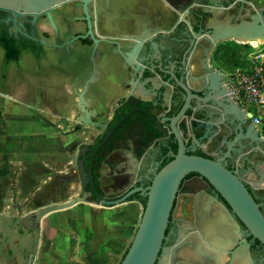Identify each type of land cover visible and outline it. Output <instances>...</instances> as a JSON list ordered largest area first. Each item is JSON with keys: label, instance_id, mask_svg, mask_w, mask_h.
<instances>
[{"label": "water", "instance_id": "1", "mask_svg": "<svg viewBox=\"0 0 264 264\" xmlns=\"http://www.w3.org/2000/svg\"><path fill=\"white\" fill-rule=\"evenodd\" d=\"M68 1L73 0H66L61 3L56 0H0V10L11 14L10 21L16 31H21L27 37L37 40L32 35L34 34L36 19L46 14L53 24L50 11ZM78 1L82 2L81 7L86 19L87 34L91 36L94 47H97L100 41L116 42L120 48L129 51L133 63L124 56L128 66L133 70L140 69L139 78L136 81L137 85H140L143 92H151L156 99L150 102L147 108L135 106L129 109L112 126L92 120L88 112L85 111L86 119H83L84 122L107 128L104 136L91 151L87 168L84 165L85 151L89 150L88 142H91L92 139L82 143L77 148L75 165L78 184L80 186L88 184L90 193L81 190V196L68 199L63 203H48L26 214L33 215L40 226L42 217L47 213L71 207L80 201L88 208L113 213L133 202V200H126L138 191L146 197V202L127 251L119 264H253L249 243L245 238H242L239 224L234 216L242 222L253 239H257L264 245V215L248 190L242 171H232L227 168L224 161L225 156L213 159L200 154L189 153L193 142L200 145L201 140L208 137L207 134L196 139L191 137L190 130L192 128H189V125L192 122L193 114L200 113L203 116V119L206 120L202 122L203 125L207 122L212 124L213 115L218 110L224 114H230V111L225 107L224 100H219L214 95L198 94L202 88L209 89L211 85L210 75L208 73L197 74L198 89H191L179 78L174 77L176 84L187 94L181 108L172 116H164V113L152 115L150 112V107L157 104L161 97L165 83L160 81L152 67H147L142 63L139 53L145 51L146 54H150L153 37L156 34L172 30L180 20L186 21L184 14L187 10L185 9L183 13L179 11L183 8L182 3L176 7L178 10L173 9L165 0ZM261 1L252 0V3L259 6ZM91 2L93 4L96 37L92 30L89 12ZM18 18L25 21L30 18V35L26 33ZM8 31L10 32L9 28ZM81 36L79 34L74 35L68 44L79 41ZM195 36L197 38L199 34L195 33ZM231 38L246 43L252 48L257 47L259 41L264 43V14L260 10L255 11L251 21L242 20L236 27H230L228 23L223 26L216 25L202 35L199 38L201 41H196L195 46L197 44L205 46V53L207 54L217 41ZM141 71H147L150 76L144 77ZM136 77L137 75L129 78L130 91L128 96L134 98H137L134 92L137 85L133 87ZM155 78L160 81V84L155 81ZM140 99L146 101L144 98ZM187 109L191 110L190 116L185 113ZM135 111L146 114L152 121V127L160 131L162 137L167 138L172 134L177 143V149L175 153H172V159L153 173L148 186L145 188L134 187L116 199L106 200L104 195L98 193L95 187L91 161L112 132ZM181 122L184 123V127H181ZM121 157L116 156L115 159ZM111 165L113 166L104 168V174L100 179L102 188L107 194L120 192L128 186L130 173L123 169L130 171L133 162L124 159L122 166L124 165L126 168H117L114 163ZM191 172L199 174L198 180H201L202 183L212 185L227 203L231 212L222 202L204 189L189 190L188 187L190 188L193 182L184 180V178ZM180 184L186 189L182 191L179 188ZM182 192L193 195V217L189 218L192 221V225L189 224L191 229L185 231L184 226L179 231L177 239L171 245L165 246L163 243L167 240L166 229L170 217L173 216L174 202L178 194ZM91 194L94 195V198ZM180 206L181 202L178 204L175 216H182ZM187 216L185 214L181 219ZM5 221H11V215L0 212V230ZM39 236L40 233L35 235L36 247L40 241ZM33 253H36V249Z\"/></svg>", "mask_w": 264, "mask_h": 264}, {"label": "flooded vegetation", "instance_id": "2", "mask_svg": "<svg viewBox=\"0 0 264 264\" xmlns=\"http://www.w3.org/2000/svg\"><path fill=\"white\" fill-rule=\"evenodd\" d=\"M56 1L61 3L66 0ZM165 1L171 8L176 10H178L176 7L182 3L183 8L179 11L183 13L185 9L187 10L184 14L186 21L180 20L172 30L156 34L152 39L153 45H151L150 54H146L145 51L139 53V58H141L142 63L147 67H152L160 81L165 83V87L162 88L161 97L158 99L157 104L150 107V112L152 115L162 113H164V116L174 115L181 108L184 99L187 97V94L176 84L174 77L179 78L189 88L198 89L199 84L198 81H196L198 77L197 74L208 73L211 77V85L209 89L202 88L201 91H198V94L201 95V93H204L205 96L214 95L217 99L224 100L225 107L230 111V114H224L221 110H218V112L213 115L214 121L212 124L207 122L204 125L202 122L206 120L203 119V116L200 113L193 114L192 122L189 125V128H192L190 130L191 137L196 139L204 134H207L208 137L202 139L200 145H196V143L193 142V145L190 146V151L192 152L199 149L203 156L213 159L225 156L224 161L227 168L232 171H242L246 186L264 215V120L260 124H254L252 122V113L250 111H244L228 95L224 76L225 70L220 68L212 59V52L218 41L207 54L205 53V46H201L200 44L195 46L196 41H201L199 38L216 25L223 26L228 23L230 27H236L242 20L251 21L255 11L260 10L264 14V0L261 1L259 6H255L252 0ZM81 4L82 2L73 0L53 8L58 14L64 15L54 18V23L57 24L58 27L64 28L66 29L65 31L69 32L68 35L64 34L66 39L70 34L81 30L83 28V21H85V33L76 34L82 35L79 37V40H89L92 44L94 42L91 36L87 34L86 19ZM79 9L82 14L80 17L77 16ZM92 9L93 5L91 2L89 12H91ZM92 19L94 21V16L92 18L91 15V21ZM38 23L52 24L48 21L46 14L41 16L40 22ZM52 27H54V34L46 37L48 39L57 38L56 29L53 24ZM195 33L199 34L197 38ZM224 41L238 42L233 38L223 40V42ZM73 43H71L70 46ZM112 46L118 45L116 42H112ZM112 50V47L100 41L93 53L95 63L93 78L97 89L102 94L101 101L99 102L100 105L98 106L99 108L103 107L108 102L114 91L117 90L119 78L125 75L123 69L124 60H121L120 56ZM118 50L121 52L122 57H126V53L124 55L120 47H118ZM125 62L127 64V61ZM137 71L138 75L134 81L133 87L137 85L136 81L139 78L140 69ZM141 72L144 77L150 76L147 71ZM62 76L63 75L52 77L54 80L57 78L55 84L60 83L58 79H61ZM116 79L118 80L116 81ZM155 81L160 84L158 79ZM201 82L203 83L202 80ZM203 84L205 85V83ZM3 86L1 85L0 88ZM134 92L137 98L132 97L133 107L147 108L148 104L156 99L151 92H143L140 85L134 88ZM192 93H194L193 90ZM130 97L131 96H127L119 99V102L113 107L111 115L105 124L109 125L111 118L115 114V107L120 104V102ZM140 98H144L146 101ZM141 101L146 102V104L141 105ZM191 102H193V99H191ZM185 113L187 116H190L191 110L187 109ZM120 125L117 128V134L112 136L115 129L106 143L98 149L91 161V172L95 167V163H99L96 180L101 189L100 194L104 195L106 200L116 199L134 187L141 186L145 188L150 184L153 173L162 166L165 157L172 156L171 150H168L166 153L164 152V147L168 146L172 134L164 138L160 132L161 134L159 136L152 137L149 129L145 128L139 122H134L132 125ZM181 127H184V123L182 124V122ZM106 130L107 128H102V133H97L94 139L88 142L89 150L85 151L86 157L84 159L86 168L91 151L99 143L101 139L97 141L98 138L102 135L104 136ZM116 156L122 157L115 159ZM124 159L133 162V167L130 171H128V169H123L125 172L130 173L129 184L120 192L107 194L102 188L100 181L101 176L104 174V168L113 166L111 165L112 163H114L117 168H126L124 165L122 166ZM198 176L199 174L197 173L185 176L184 180L193 182L192 186L190 188L188 187V189L193 191L204 189L222 202L231 212L227 203L212 185L202 183L201 180H198ZM92 177L94 181L93 172ZM81 188L82 192L87 191L90 193L88 184L81 186ZM179 188L182 191L186 189L182 184H180ZM136 193L145 197L138 191L134 192L130 197L135 196ZM91 196L94 198V195L91 194ZM132 200L138 202L136 199H127L126 201ZM179 202H181L180 207L182 209V216H175V211L178 208ZM192 213L193 195L183 192L178 194L172 209L173 216L170 217L166 229L167 240L163 243L165 246L171 245L177 239L179 231L184 227L182 224L184 221L181 217L183 218L185 214L193 217ZM234 218L239 224L242 238H245L249 243V251L253 264H264V245L257 239H253L242 222L236 216H234ZM189 224L192 225L191 220ZM190 229L189 227L187 231ZM37 233H40L41 236V226L38 225L33 215H11V221H5L0 230V264H33L38 250V247L35 245V235ZM35 249L36 253L34 254L33 251Z\"/></svg>", "mask_w": 264, "mask_h": 264}, {"label": "rangeland", "instance_id": "3", "mask_svg": "<svg viewBox=\"0 0 264 264\" xmlns=\"http://www.w3.org/2000/svg\"><path fill=\"white\" fill-rule=\"evenodd\" d=\"M79 12L78 17L82 16ZM90 15L93 18V11ZM18 20L30 35L25 20ZM84 22L81 30L53 46L62 48L69 56L71 43L68 41L76 33H85ZM37 25L42 36L54 34L52 24ZM7 28L13 41L23 35L11 21ZM79 42L91 46L84 62L93 65L94 43ZM90 74L81 80V76L63 75L60 83L50 84L48 70L43 76L45 86L38 89H33L25 77L14 75L8 76V81L0 88V212L23 215L48 203H63L81 196L75 165L77 148L102 132L101 127L83 121L85 111L92 120L105 123L120 99L114 91L108 102L99 108L87 87ZM126 75L127 72L116 79L118 86L121 82L124 84ZM52 192L62 198L53 199ZM142 209L140 203L133 201L113 213H106L88 208L80 201L47 213L40 222L41 236L33 264H118L132 239ZM189 218L182 219L185 231L190 226Z\"/></svg>", "mask_w": 264, "mask_h": 264}, {"label": "bare ground", "instance_id": "4", "mask_svg": "<svg viewBox=\"0 0 264 264\" xmlns=\"http://www.w3.org/2000/svg\"><path fill=\"white\" fill-rule=\"evenodd\" d=\"M50 15L53 20V25L55 26V29H56V35H57L56 39H48L41 35L40 33L41 31L39 30L37 26V23L40 22V19L42 16L41 15L35 21L34 34H32L34 37H36L37 40L27 37L23 33L24 36L19 35L17 36L15 41H13L11 34L7 32V29H8L7 25L9 26L11 14L0 10V50H1L0 86L1 85L3 86L8 81L9 79L8 76L12 77L14 75H21L29 81L31 87H33L34 89H37L39 87L45 86V83H44L45 80L43 82V79H44L43 76L45 72H47L48 70L51 72V75L54 74L52 75V77H55V76L58 77V75H66L69 77L81 76L79 77L80 80L82 79V77H84V75L87 77L88 76L87 74L91 73L87 81V84H88L87 87L89 88V90H91V93H92L91 95L94 96V100L96 101L97 106H99L100 105L99 102L101 101L100 99L102 98V94L97 89L95 80L93 78L94 64H95L93 53L96 47H94L92 54H91V61L93 62V65H90L87 62H84L86 61V57L88 53L90 52L91 46L84 45L80 43L79 41L74 42L69 47V50H68L69 56H66L62 48H57V47L55 48L53 46V44H56V42H60L64 40L66 37L65 35L69 34L68 31H65L66 29L64 28L62 29L58 27L57 24L54 23V18H57L58 16H64V15L58 14L56 11H54V9L50 11ZM27 19L28 20L25 21V24L27 25L26 30L30 31L31 30L30 23H29L30 18H27ZM48 21H50L49 18H48ZM126 57L130 62H132V57L129 51H126ZM40 77L42 81L40 80ZM51 78L49 79L48 83L55 84L56 83L55 81L57 80V78L55 80ZM60 80L61 79H58V82H60ZM33 161L35 162V160ZM52 198L56 200V199H61L62 197H59V195L54 194V192H52ZM47 247H48V244H47Z\"/></svg>", "mask_w": 264, "mask_h": 264}, {"label": "trees", "instance_id": "5", "mask_svg": "<svg viewBox=\"0 0 264 264\" xmlns=\"http://www.w3.org/2000/svg\"><path fill=\"white\" fill-rule=\"evenodd\" d=\"M252 50H253V48L246 43H237L235 41H224V42L218 43L215 46V48L212 52V59L220 68H222L226 72L231 73L238 68H246V67H249L251 65V62L248 59V54ZM263 51H264V48H263ZM132 100H133L132 97H130L126 100H123L122 102H120V104H118L115 107V114L111 118L109 125H113L114 123H116L126 111H128L129 109H131L133 107ZM145 104H146V102L141 101V105H145ZM134 122H139L145 128H148L149 131L151 132L152 137L159 136L161 134L160 131H158L157 129H154L151 126L152 122L149 119V117H147L145 114L140 113V112L131 113L125 120H123V122L120 126L132 125ZM117 131H118V129H116L113 132L112 136L117 134ZM102 136H100L97 141H99ZM107 143H109V142H107ZM176 149H177V143L174 139V136L171 135V138L169 139L168 146L164 147V152L166 153L168 150H171L172 153H175ZM189 153L203 155L199 149L192 151V152L190 151ZM100 158H102V157H100ZM171 159H172V156H166L165 160L163 161L162 166ZM98 166H99V163L98 162L95 163V167L93 168L92 172L94 175L95 187H96L98 193H101L99 183L96 180V177L98 176V172H97ZM193 173L194 172H191L189 174H193ZM128 199L138 200V202H140L142 207H144L145 202H146V197H143L138 193H136L135 196L129 197ZM127 248H126L125 252L123 253L122 257L126 253ZM122 257H121V259H122Z\"/></svg>", "mask_w": 264, "mask_h": 264}, {"label": "built area", "instance_id": "6", "mask_svg": "<svg viewBox=\"0 0 264 264\" xmlns=\"http://www.w3.org/2000/svg\"><path fill=\"white\" fill-rule=\"evenodd\" d=\"M251 65L233 72L224 71L230 97L244 110L252 113V122L264 120V51L253 47L248 54Z\"/></svg>", "mask_w": 264, "mask_h": 264}, {"label": "crops", "instance_id": "7", "mask_svg": "<svg viewBox=\"0 0 264 264\" xmlns=\"http://www.w3.org/2000/svg\"><path fill=\"white\" fill-rule=\"evenodd\" d=\"M92 11H93V9H92ZM94 22V21H93ZM93 33H94V35L96 36V29H95V25H94V23H93ZM105 42H107V41H105ZM108 45H111L112 46V43H110V42H108ZM118 47L119 46H112V48H113V50H115V52H116V54H118V56H120V58H121V60H124V71H125V73L127 72L128 73V75H126V80L125 81H123V85H122V82L119 84L120 86H118V91L116 90V93L115 94H119L118 96H119V98H122V96L123 97H127L128 96V93H129V91H130V83H129V78L130 77H133V76H135V75H138V71L137 70H133L132 68H130L129 66H128V64H126V60H125V58L124 57H122V54H121V52H119V50H118ZM259 47H261V48H264V43H262V42H260L259 41ZM120 49H122V48H120ZM123 50V49H122ZM119 52V53H118ZM123 53H124V55H125V51L123 50ZM133 63V62H132ZM127 85V86H126ZM121 91V92H120ZM138 203H140V202H138Z\"/></svg>", "mask_w": 264, "mask_h": 264}]
</instances>
